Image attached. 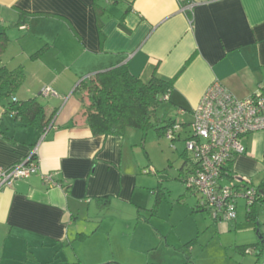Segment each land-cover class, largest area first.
I'll list each match as a JSON object with an SVG mask.
<instances>
[{
	"label": "crops",
	"instance_id": "0c3cea01",
	"mask_svg": "<svg viewBox=\"0 0 264 264\" xmlns=\"http://www.w3.org/2000/svg\"><path fill=\"white\" fill-rule=\"evenodd\" d=\"M187 2L193 4L191 12L182 11L178 0H0V32L7 30L11 39L0 68L24 66L26 72L15 98L38 96L48 115L57 111L42 133L6 113L0 103V167L8 169L33 154L39 164L32 177L0 190V264L20 263L31 254L36 258L40 247L74 245L81 233L88 238L87 228L79 226L83 210L92 221V205L105 209L101 204L106 199L99 198L109 199L108 209L116 201L137 205L138 216H143L140 210L151 209L143 199L148 193L135 191L144 181L139 176H153L144 173L153 168L149 157L144 162L138 155L143 134L127 129L122 136H94L82 118L77 94L83 79L119 66L145 81L153 75L175 79L170 99L177 114L184 111L181 116H191L216 81L239 99L258 91L264 82V0ZM41 49V56L32 60ZM45 87L57 96H44ZM242 143L246 152L235 155L233 175L258 188L264 181V130ZM186 162L180 168L182 180L193 169L192 159V166L185 168ZM47 174L60 186L46 185ZM193 195L199 198L186 189L177 202L186 205ZM165 198L166 192L159 209ZM197 205L191 215L205 213H195ZM259 209L264 205L258 203L256 218ZM144 220L159 231L149 218ZM76 256V264L88 261Z\"/></svg>",
	"mask_w": 264,
	"mask_h": 264
},
{
	"label": "rangeland",
	"instance_id": "374dc122",
	"mask_svg": "<svg viewBox=\"0 0 264 264\" xmlns=\"http://www.w3.org/2000/svg\"><path fill=\"white\" fill-rule=\"evenodd\" d=\"M77 94L81 96L83 91L77 90ZM157 116L164 121H192L190 115L177 114V108L171 102H163ZM154 124L157 125L156 120ZM190 132V126L183 129L178 141H171L164 135L159 137L155 129L141 132L145 149L139 145L138 155L144 162L149 157L158 175L139 176V180L143 179L147 184L140 181L135 191L148 193L150 197L143 199L147 208H151L155 201L151 189H157L160 181L163 183L166 198L155 215L150 210H140L143 216H138L137 205L120 201L100 211L94 204L90 209L92 221L88 222L84 209L79 225L87 228L88 238L78 240L74 245L40 247L35 250L37 259L31 254L15 264H76L77 254L87 258L88 264H264V240L261 239L264 209H259L256 220L248 221L246 202L240 199L236 220L222 218L214 222L206 212L191 215L200 196L189 197L186 205L177 202L187 189L179 180L180 168L184 161H187L185 168L192 166V155L186 153L185 141ZM145 217L159 231L146 223ZM38 259L42 261L37 262Z\"/></svg>",
	"mask_w": 264,
	"mask_h": 264
},
{
	"label": "trees",
	"instance_id": "16d2710c",
	"mask_svg": "<svg viewBox=\"0 0 264 264\" xmlns=\"http://www.w3.org/2000/svg\"><path fill=\"white\" fill-rule=\"evenodd\" d=\"M115 1L111 2L114 3ZM100 10L103 11L104 9L101 8ZM21 25V23H18L17 27L20 28ZM102 25L103 21L99 20L100 30H102ZM121 28L129 32L123 24H121ZM10 42L11 39L8 31L4 30L0 32V58L5 55ZM41 54L42 49L32 54L31 59L35 60ZM25 80L26 72L24 66H19L13 70L2 66L0 68V103L5 108L6 113L13 114L16 120H19L23 125L34 127L44 133L47 131L57 111L48 115L45 106L40 102L38 96L18 101L15 95ZM174 82L175 79L165 80L156 75L145 81L133 75L126 66L98 72L87 79H83L77 87L78 90L83 91L80 97L83 105L82 118L94 136H122L127 129L140 130L143 134L149 129H155L159 137L166 136L167 131L174 126L177 120L170 119L164 121L159 119L157 111L163 102H171L170 96L173 91ZM154 120L157 121V125L154 124ZM180 124L183 126V129L190 126L189 123L183 121H180ZM181 131L171 141L179 140ZM188 138H190V134L185 140ZM7 139L12 140L11 138ZM142 147L145 149L143 144ZM233 160L227 166L229 173L225 175L226 178L224 179L236 180V187L239 188L249 182L247 181L248 179H239L233 175ZM36 161V155H31L29 162ZM150 169H148L146 174L158 175L157 170L152 172ZM182 181L185 184L186 178H183ZM162 184L160 182L157 189L153 190L155 201L151 209H149L153 215L157 213L161 201L165 196ZM258 189L261 195L259 205H264V201H262L264 200V181ZM187 190L197 193L194 189L188 187ZM197 195L200 196L198 193ZM105 199L107 200L108 198H99L101 202ZM181 200H183V197L178 201ZM105 201L104 204H101L104 208L108 207L109 199ZM257 207L258 204H254L251 210L247 211L248 219H256ZM193 210L195 213L208 211L202 203L201 196L198 205ZM82 237L84 239L86 235L81 233L78 234L77 238L82 239Z\"/></svg>",
	"mask_w": 264,
	"mask_h": 264
},
{
	"label": "built area",
	"instance_id": "2783aa9c",
	"mask_svg": "<svg viewBox=\"0 0 264 264\" xmlns=\"http://www.w3.org/2000/svg\"><path fill=\"white\" fill-rule=\"evenodd\" d=\"M178 1L182 11H192V3ZM42 94L57 96L50 87H45ZM183 113L181 110L180 114ZM191 116L190 138L185 141L186 151L192 155L193 169L185 177V185L201 196L203 205L214 220H236L238 201L244 199L249 211L259 203L260 190L251 183L238 188L236 180L228 185L222 181L229 173L227 166L235 155L246 152L242 139L255 131L264 130V82L255 94L239 99L216 81L206 90ZM181 130L183 126L177 120L166 136L172 140ZM29 160L30 157L8 169L0 167V190L12 188L17 181L29 179L38 172V162ZM150 170L155 171L153 168ZM43 181L49 187L60 186L52 174L45 175Z\"/></svg>",
	"mask_w": 264,
	"mask_h": 264
}]
</instances>
